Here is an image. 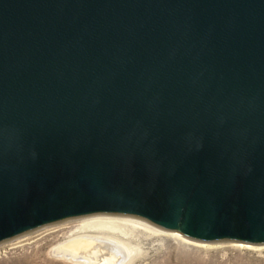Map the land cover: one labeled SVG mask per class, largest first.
<instances>
[{
    "label": "water",
    "instance_id": "obj_1",
    "mask_svg": "<svg viewBox=\"0 0 264 264\" xmlns=\"http://www.w3.org/2000/svg\"><path fill=\"white\" fill-rule=\"evenodd\" d=\"M94 212L264 243V0H0V241Z\"/></svg>",
    "mask_w": 264,
    "mask_h": 264
},
{
    "label": "rangeland",
    "instance_id": "obj_2",
    "mask_svg": "<svg viewBox=\"0 0 264 264\" xmlns=\"http://www.w3.org/2000/svg\"><path fill=\"white\" fill-rule=\"evenodd\" d=\"M99 214L110 213L94 212L70 216L2 239L0 264H77L58 257L54 250L81 232L105 237L114 234L122 238L134 249L130 254L129 264H264V243L252 244L259 245L258 247H245L231 244L233 241L229 240L203 241L188 238L132 214L116 213L122 215L121 218L125 216L138 222L103 221L99 229L79 231L80 223L97 220V216L93 215ZM84 262L87 264L84 259L81 264Z\"/></svg>",
    "mask_w": 264,
    "mask_h": 264
},
{
    "label": "bare ground",
    "instance_id": "obj_3",
    "mask_svg": "<svg viewBox=\"0 0 264 264\" xmlns=\"http://www.w3.org/2000/svg\"><path fill=\"white\" fill-rule=\"evenodd\" d=\"M109 213L110 214L93 215L97 216V220L88 221L82 224L80 223L79 231L99 229L101 228V223L103 221L112 223H122L126 222L125 220L136 221L133 219H127L125 216L124 218H121L120 216L122 215H118L114 212ZM172 233L177 234L173 231ZM233 242L231 244H235L237 246H259L248 243ZM54 251L58 257L66 258L67 260L76 262L77 264H81L83 259L87 262V264H109L111 262L112 264H129L131 259L130 254L132 251H134V249L128 243L124 242L122 238L120 239V237H117L114 234H110L109 236L105 237L99 234L93 235L81 232L79 234L73 235L61 243L57 249L55 248Z\"/></svg>",
    "mask_w": 264,
    "mask_h": 264
}]
</instances>
